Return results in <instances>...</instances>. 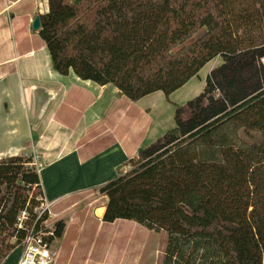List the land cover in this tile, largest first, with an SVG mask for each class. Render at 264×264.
Instances as JSON below:
<instances>
[{"label":"trees","instance_id":"trees-1","mask_svg":"<svg viewBox=\"0 0 264 264\" xmlns=\"http://www.w3.org/2000/svg\"><path fill=\"white\" fill-rule=\"evenodd\" d=\"M48 2L39 35L54 70L112 84L131 101L157 91L169 98L208 63L223 59L206 78L203 93L176 105L175 128L140 150L128 162L132 170L100 189L108 198L103 221L132 220L165 230L166 264H195L182 253L191 244L220 264H264V82L257 80L245 92L240 80L231 106L209 98L214 78L234 87L236 78L264 58V38L259 43L244 32L258 28L264 37V0L239 12L234 0ZM237 129L260 138L237 145L232 140ZM199 141L217 153L191 155ZM38 197L42 203L33 158L0 159V264L49 219L34 214ZM23 212L33 221L30 227L21 223ZM64 229L63 221L56 222L53 240Z\"/></svg>","mask_w":264,"mask_h":264},{"label":"crops","instance_id":"crops-1","mask_svg":"<svg viewBox=\"0 0 264 264\" xmlns=\"http://www.w3.org/2000/svg\"><path fill=\"white\" fill-rule=\"evenodd\" d=\"M48 12V0H0V159L32 145L35 161L44 162L36 166L51 211L48 224H65L51 243L53 264H140L150 230L132 220L98 218L96 208L106 209L108 202L100 189L175 128L178 98L201 89L196 79L205 85L214 60L169 98L157 91L131 101L112 84L54 70L32 27ZM7 137L20 140L5 148ZM20 248L5 264H18Z\"/></svg>","mask_w":264,"mask_h":264},{"label":"rangeland","instance_id":"rangeland-1","mask_svg":"<svg viewBox=\"0 0 264 264\" xmlns=\"http://www.w3.org/2000/svg\"><path fill=\"white\" fill-rule=\"evenodd\" d=\"M75 1H77V0H75ZM254 4H255L254 0H234L233 8L236 12H239L240 10H243L245 8L253 7ZM244 32H245V34L248 33V35L255 36L256 39H258L259 43H260V40H262L264 38V37H261L262 31L258 28L254 31L248 30V31H244ZM222 64H223V59L221 57H217L216 59H214V61L212 62V71L214 69L218 68L219 66H221ZM205 70L206 69H204V71H202L201 78L204 77V74L206 72ZM242 79L246 82L245 83V88H246L245 92H248L249 88H252V86L254 88L257 80H258V82L259 81L264 82V58L260 59L258 61V63L253 64L252 67H250L249 70H247L245 73L243 72V74L240 78H236V80L238 82L235 84L234 87L231 86V88H229L226 85L227 83L222 81V79L217 80L214 78L213 87L209 91V98L211 97L214 101L225 100L226 105L231 106L232 98H233L232 96L236 95L237 94L236 92L242 86L241 84H238L240 82V80H242ZM194 83L198 84L197 86L201 87V89L197 90L195 93L193 92V93L184 94L183 96L178 98V101L180 103L179 106L186 105L189 101L193 100L198 95H200L203 88L206 86V79L203 82V83H205L204 86H201V81H199L198 79H196L194 81ZM207 104H210V103H207ZM255 135H256V139H251L248 136L245 137L244 134L242 135V130L237 129L236 134H234L232 136V140L237 145H248L249 146V145L255 143L258 137L260 138L259 134L255 133L254 136ZM19 140L20 139L8 138V137L4 138L2 140L4 145H2V146H4L5 148L10 147V145L19 142ZM202 146H203L202 142H200V141L197 142L196 144H194L191 147L190 154L193 156H196L198 159H203L205 157H210V156L215 155L217 153L216 150L204 149ZM22 156L32 157L35 166H36V164L44 163L43 161H39V160L35 161V158L38 155L36 154V151L34 150V147L32 145L27 146V149L22 154ZM132 169H133V166L129 165L126 168V171L124 173L129 172ZM40 200H41V198L38 197L39 206L34 210V214H37V213L39 214V212H40V204H41ZM100 207H102V206H100ZM100 207H98V208H100ZM21 220H22L21 223L22 222H28L29 227L33 223L32 219L28 220V214H26V213L24 215L22 214ZM21 226H22V224H21ZM149 233H150L149 234V240L147 242V246H146V249H145V252H144L143 257L141 259L140 264H166V260H167L166 254H167V248H168V244H169L168 233L165 230H158V231L150 230ZM20 247H21V245H20ZM20 249L22 252V247ZM17 252H16V255H14L15 253L11 255L10 260L12 262L15 261L14 256H16L17 257L16 260H18L19 254ZM182 253H183L185 258H189L190 262L192 260H195V264H220V262L218 263L214 260L209 259L206 256H203L201 251H195L192 244H191V247H189V245H186L184 247V250L182 251ZM204 257H206V258H204ZM174 260H176V259H174ZM4 264H5V262H4Z\"/></svg>","mask_w":264,"mask_h":264},{"label":"built area","instance_id":"built-area-1","mask_svg":"<svg viewBox=\"0 0 264 264\" xmlns=\"http://www.w3.org/2000/svg\"><path fill=\"white\" fill-rule=\"evenodd\" d=\"M25 212H23V215ZM44 214L51 215L48 204L44 198L40 206L39 216ZM49 220V219H48ZM48 220L43 222V227L35 232L34 229L29 232L21 243L22 255L18 264H53L54 253L51 251V243L55 238L54 225H49ZM21 227V225H20Z\"/></svg>","mask_w":264,"mask_h":264},{"label":"water","instance_id":"water-1","mask_svg":"<svg viewBox=\"0 0 264 264\" xmlns=\"http://www.w3.org/2000/svg\"><path fill=\"white\" fill-rule=\"evenodd\" d=\"M33 30H39L40 27H41V23H40V18L39 17H36L33 21ZM104 210H105V207H100V208H97L96 211H95V215L100 218L103 216V213H104Z\"/></svg>","mask_w":264,"mask_h":264}]
</instances>
